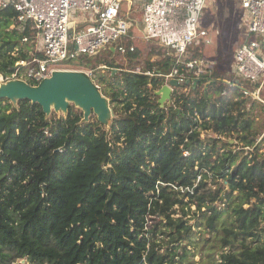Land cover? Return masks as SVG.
<instances>
[{
    "label": "trees",
    "instance_id": "1",
    "mask_svg": "<svg viewBox=\"0 0 264 264\" xmlns=\"http://www.w3.org/2000/svg\"><path fill=\"white\" fill-rule=\"evenodd\" d=\"M16 17L11 9L0 13V74L29 58L24 51L33 36L9 31ZM202 46L191 47L187 59L204 58ZM160 51L150 58H163L145 67L154 77L134 70L101 77L114 112L109 128L83 124L78 115L50 119L28 100L0 101V264H195L188 250L194 225L177 217L193 206L202 212L197 227L213 235L199 246L206 264H264V247L257 246L264 233V155L253 116L261 105L245 108L222 97L225 75L216 67L181 97L179 110L160 109L158 76L174 64ZM94 60L81 56L64 68L89 70ZM100 64L115 68L99 61L93 69ZM186 140L188 157L181 149ZM149 215L156 221L146 232Z\"/></svg>",
    "mask_w": 264,
    "mask_h": 264
},
{
    "label": "built area",
    "instance_id": "2",
    "mask_svg": "<svg viewBox=\"0 0 264 264\" xmlns=\"http://www.w3.org/2000/svg\"><path fill=\"white\" fill-rule=\"evenodd\" d=\"M135 1L141 9L144 39L150 43L156 42L163 50L164 57L174 59L171 72L158 76L162 84L154 89V94L164 86L170 87L171 99L163 110H179L181 97L192 91L194 82L205 75H213L218 66L213 60L186 57L191 47L211 44L208 32L201 28V19L209 5L217 0ZM239 2L246 35L236 50L231 72L222 79L225 89L221 96L230 97L233 101L240 100L243 107L249 108L244 100H252V103L263 101L264 0ZM133 5V0H0V13L11 9L17 14L9 31H29L34 42L33 49L24 51L29 55L28 59L18 61L11 73L0 74V86L17 80L37 86L57 71H82L96 83L93 71L73 70L61 65L81 56L97 59L107 50L123 56L135 52L134 47L124 44L134 25L130 17ZM134 72L150 77L157 75L145 67H139ZM174 80L178 82L177 86H171ZM234 89L239 96L234 95ZM157 99L159 101L160 97L157 96ZM194 116L197 122L195 129L206 135L207 131L202 130L204 120L197 111ZM185 143L181 149L183 155L188 157V140ZM172 187L193 193V189ZM155 221L156 216H147L144 231L150 232ZM146 237H149V233H146Z\"/></svg>",
    "mask_w": 264,
    "mask_h": 264
},
{
    "label": "rangeland",
    "instance_id": "3",
    "mask_svg": "<svg viewBox=\"0 0 264 264\" xmlns=\"http://www.w3.org/2000/svg\"><path fill=\"white\" fill-rule=\"evenodd\" d=\"M133 9L130 17L133 19V28L131 29L129 38L124 42L125 45H129L130 47H134L136 51L139 53V57L136 60H131L128 55L123 56L118 53H114L112 56L108 55L107 53L102 54L101 56L97 57L96 60L92 62L93 66H96L99 61H106L108 63H113L115 68H110L100 64L99 67L93 69V66L89 67L90 71L94 72L96 84L98 85L101 77H105L106 79H110L112 76H119L121 75L122 71H132L136 70L139 67H146L148 61L162 59L163 56H154L150 58L151 54L154 53L155 55L158 54L160 48L156 44V42L150 43L144 39V32L141 25V9L140 5L137 1L133 0ZM201 28L208 32V39L211 40V44L202 46L200 50L203 54V57L208 60H213L218 63V69L224 72V75H227L228 72H231L234 64V58L236 50L241 45L243 39L245 38L246 31L243 26V11L240 7L239 0H217L214 4L209 5V8L205 11L202 19H201ZM29 50L33 49L34 42L29 41L28 43ZM163 51V50H162ZM150 59V60H149ZM106 64V63H105ZM65 66V64L61 65ZM102 92H109L110 88L107 84H100L98 85ZM234 95H238L237 90L234 89ZM263 96L261 95L260 100H256L261 106H257L255 108V112L253 114L256 117L257 125L255 127L256 134H255V141L256 146L259 148V153L264 155V88H263ZM236 96V97H237ZM106 97V96H105ZM107 98V97H106ZM108 99V98H107ZM243 101V100H242ZM109 105L110 100L108 99ZM253 101L244 100V103L249 104V108ZM13 106L18 105V101L14 100L11 101ZM112 112L113 109L110 106ZM82 116L81 123H89L90 121H96L100 124L101 127L109 128L111 125V120L114 118L113 115L107 120V123H101L98 121L97 115L93 114L90 118H86L84 110H82L77 104L71 103L70 107L67 111L63 110H53L49 115H47L50 119L53 118L57 119H68L69 117L75 118L76 116ZM203 130V129H202ZM202 134H200L201 139L205 138ZM239 140L237 136L231 143L233 145L238 144ZM239 149H236L238 151ZM249 151V150H247ZM252 151V150H250ZM221 183L224 184L226 189H228V183L219 180ZM216 188V186H213ZM222 205V204H220ZM223 208V206H221ZM179 216H185V219L190 220L191 225H194L193 232L196 234L192 237L191 243L193 245L188 249L190 251L189 258L195 264H206L205 261L207 260L206 252L201 250L200 243L202 239L205 238H213V235L208 234L205 228L197 227L198 224L203 222L202 220V212H198L196 207L180 209ZM167 240V239H166ZM166 242V241H165ZM189 241L185 242L187 245ZM257 246L264 247V233H261V238ZM193 254L195 256H193ZM13 264H28L26 259L23 260H16Z\"/></svg>",
    "mask_w": 264,
    "mask_h": 264
},
{
    "label": "water",
    "instance_id": "4",
    "mask_svg": "<svg viewBox=\"0 0 264 264\" xmlns=\"http://www.w3.org/2000/svg\"><path fill=\"white\" fill-rule=\"evenodd\" d=\"M177 85L176 80L171 82V86ZM155 95L160 97L158 103L164 109L166 102L171 99V88L164 86ZM5 99L28 100L38 104L46 115L53 108L67 111L70 104L75 103L84 110L86 118L95 114L98 121L104 124L113 115L108 99L102 94L100 87L82 71H57L37 86L20 80L10 81L0 86V101Z\"/></svg>",
    "mask_w": 264,
    "mask_h": 264
}]
</instances>
